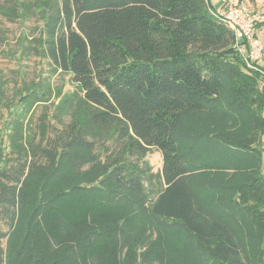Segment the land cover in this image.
I'll return each mask as SVG.
<instances>
[{"label": "trees", "instance_id": "obj_1", "mask_svg": "<svg viewBox=\"0 0 264 264\" xmlns=\"http://www.w3.org/2000/svg\"><path fill=\"white\" fill-rule=\"evenodd\" d=\"M33 7L47 15L20 55L66 77L48 105L70 120L51 138L36 117L49 78L20 79L14 99L0 81V264L20 213L16 264H134L121 241L146 221L195 264H264V67L245 63L210 1Z\"/></svg>", "mask_w": 264, "mask_h": 264}, {"label": "rangeland", "instance_id": "obj_2", "mask_svg": "<svg viewBox=\"0 0 264 264\" xmlns=\"http://www.w3.org/2000/svg\"><path fill=\"white\" fill-rule=\"evenodd\" d=\"M34 0H0V81L4 83V92L7 97H13L15 87L20 86V79L25 81L35 82L40 78H49L48 81L43 82L45 88L51 92V98L47 105L39 107L36 110V117L41 113L47 115L50 119L52 108L49 103L56 102L54 98L57 91L65 92L71 89L66 77L62 76L60 72H54L50 69L46 60H41L33 54L30 56H21L22 47L28 46V43L21 45V40L25 37L28 40H33L38 37L41 30L42 21L46 17L44 7H33L25 11V5L33 2ZM222 0H210L212 7L216 12H221L224 7ZM231 2H227V5ZM236 4H240L249 10L260 12L264 9V0H238ZM255 35L259 40H264V26L255 29ZM243 57V56H242ZM260 65L264 67V59ZM254 66V65H253ZM264 74V72L262 71ZM50 81V82H49ZM8 106V105H7ZM7 106L0 105V134L2 124L7 114ZM35 117V118H36ZM61 120L50 119V126L54 127L53 132L50 133L51 138L56 134L55 131L62 130L64 125L70 119L63 118ZM145 160L149 163L153 171H157L161 167V155L155 149L146 155ZM100 169H103L99 166ZM210 172V171H209ZM204 174V172H201ZM214 174V173H213ZM208 177V176H207ZM145 228L142 231L132 232L129 238V244L125 247L121 241L122 249L121 254L127 256L134 264H140L143 260L152 258L158 263L156 264H195L188 259V254H184L179 241L175 237H167L162 235L160 225L158 222H145ZM24 226V219L20 213L16 225L14 227L12 237L7 240L4 246L6 257L10 254V263L16 264L17 260L14 256L21 244L22 230ZM164 238H168L164 240ZM167 248V251L162 253L161 249ZM247 251V250H245ZM264 256V252H263ZM107 258L111 256H106ZM245 260V258H243ZM5 261L3 262V264ZM7 264V263H6ZM19 264H25L24 260H20Z\"/></svg>", "mask_w": 264, "mask_h": 264}, {"label": "built area", "instance_id": "obj_3", "mask_svg": "<svg viewBox=\"0 0 264 264\" xmlns=\"http://www.w3.org/2000/svg\"><path fill=\"white\" fill-rule=\"evenodd\" d=\"M227 5V2H231ZM223 10L218 13L219 19L233 32L234 47L243 56L245 63L253 67L264 59V40L255 35V24L264 21V9L260 12L249 10L236 4L238 0H222ZM241 43V44H240Z\"/></svg>", "mask_w": 264, "mask_h": 264}, {"label": "crops", "instance_id": "obj_4", "mask_svg": "<svg viewBox=\"0 0 264 264\" xmlns=\"http://www.w3.org/2000/svg\"><path fill=\"white\" fill-rule=\"evenodd\" d=\"M210 1V0H209ZM210 4H211V2H210Z\"/></svg>", "mask_w": 264, "mask_h": 264}]
</instances>
